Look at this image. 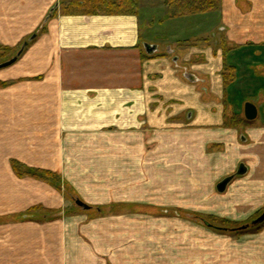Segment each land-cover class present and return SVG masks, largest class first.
I'll return each instance as SVG.
<instances>
[{
    "label": "crops",
    "instance_id": "0c3cea01",
    "mask_svg": "<svg viewBox=\"0 0 264 264\" xmlns=\"http://www.w3.org/2000/svg\"><path fill=\"white\" fill-rule=\"evenodd\" d=\"M217 1L202 15L149 13L142 0L136 16L49 21L34 64L2 78L44 75L0 89V264H264V226L229 237L177 216L237 223L264 209V0ZM57 4L0 0V43ZM180 19L193 31L170 27ZM184 88L200 106L183 120V105H167ZM246 103L258 111L248 125ZM13 164L58 173L95 214L65 215L59 192Z\"/></svg>",
    "mask_w": 264,
    "mask_h": 264
},
{
    "label": "rangeland",
    "instance_id": "374dc122",
    "mask_svg": "<svg viewBox=\"0 0 264 264\" xmlns=\"http://www.w3.org/2000/svg\"><path fill=\"white\" fill-rule=\"evenodd\" d=\"M138 1H139V6H140V3H141L142 0H138ZM143 1H144V9H147L149 13L150 12L152 13V11H154L159 6L164 5L162 0H143ZM59 5L60 4H57L56 6H53L51 9L58 7L57 9L59 10V8H60ZM86 6L87 7H85V5H84L85 9L82 11V12H84V14H87L88 13V8H91L88 5H86ZM73 12L75 13L76 10L75 11L73 10ZM99 12L101 13V11H99ZM48 14L49 13H47L45 19L48 17ZM59 14H60V12H58L56 14V16L59 15ZM77 14H79V13H77ZM56 16L50 17L47 23H44V21H45V19H44L43 23L41 22V24L39 25V27H37V29L35 31H33L31 34H29L26 37H24L20 42H18L14 46L4 45V44L0 43V65H2L4 63L12 60L13 58H15L17 53L20 51L23 43H25V42L28 43L26 48L24 49L23 53L17 58L16 62L13 65L0 70V89L1 88L5 89V88L13 86V85H15L17 83H21L24 80H26V81H41V80H43L44 75H37L36 77H33L32 75L28 76L27 75L28 73L26 74L27 76H25L26 79H24V80H22L20 78H16L14 80L3 81L2 78L7 77V75H10L11 72H13V71H17L19 73V75H23L24 73H22L23 72L22 70L20 72L19 70H15V69L16 68H23V67L27 68V67L31 66L32 64H34L35 60L34 59H29L30 57H27L28 53L31 50V48L35 45V43L38 41V39L42 36V34H44L49 21L51 19L55 18ZM157 20L158 19H156V21ZM215 20H216V18L213 17V21H215ZM156 21L154 22L155 25L157 23ZM217 21H218V19H217ZM187 22H188L187 20H183V19L176 20L175 22L174 21L172 22L170 27L173 28V27H178L179 26L180 28H183V29L177 28V30H176V31H180V32H178L179 35H183V33H184L183 31H187V32H192L193 31V28L191 27V25L187 29ZM42 26L44 28L41 30ZM184 28H186V29H184ZM187 32H185V34ZM31 35H35V38L33 40H31L30 42H28V40L32 37ZM142 50L144 51L143 48H142ZM165 52L166 51L162 49L161 53L165 55ZM179 66L180 67L185 66L183 60L180 61ZM188 66H190V65H188ZM1 83L4 85V87L1 86ZM188 89L189 90H187V88H184L183 91H181V93H180V97H182L184 99L179 100V102H175V103L173 102V103L167 105L171 109H174L173 107H176V108L179 107L180 108V106L183 105L182 106L183 107V113H182V119L183 120L184 119H188V115L192 112V110H197L199 108V106H200V104H198L197 101H189V99H188L189 97L188 96L191 95V92H190V88H188ZM194 89L198 93H202L203 94V89H205V88H204L203 85H201V83H199L196 86V88H194ZM228 122H230V123L231 122H235V119H231V120L229 119ZM246 122H248V121H246ZM250 123L251 122H248V123L244 122L245 125H248ZM17 170H18V173L21 174L20 177H22V178L30 176V175L26 174V168H23V167L20 168L19 167V168H17ZM55 174H57L58 177L60 178V181H58V184H57L58 188H56L50 182V179L48 181L44 177H42L41 179L40 178H34L32 176H30V177L36 179L37 181H41V182H44L46 184H49L53 189H55L57 192H59L63 196L64 201L66 203L65 205L69 207L67 209V214H65V215H69V214H71V215L72 214L94 215L95 214L94 209L92 208V206H90L88 204H87V206H89L90 209L87 210V211H83L80 208L75 206V204H74L75 200H80L84 204H86V203L80 197L77 196V194L73 190V188L68 186L66 183H63V181L61 180V177L59 176L58 173H55ZM237 176H239L238 175V171H236L233 175H231V177L227 178V179H231V180L227 184L225 190L227 189V187L231 184V182ZM53 182H54V180H53ZM88 201L91 202V199H88ZM102 211H107V210H102ZM34 212H35V215H30V216H32V217L34 216V218H40L43 221H54V220L58 219V217H59V214H56L55 212H52V211L49 212V210H45V211L36 210ZM263 212H264V209H263V211L259 212L258 214L252 215L251 217H248L247 219H245V220H243L241 222H237V223L226 222V221H222V220L216 219V218L207 219V218L204 217V215H199V214H196V215H193V216L192 215L191 216H187L185 214H180L179 213V214H177V216L179 218H181V219L183 218V219H186V220H191L192 222H195L197 225L199 224V226L203 227L204 229H210L214 233L224 234V235H227L229 237H236V236L239 237V236H246V235H249V234L258 233L259 231H261L262 227L264 226V222L259 224V225H257V226H252L251 222L254 219H256L257 217H259ZM97 214H102V213H100V211H98ZM204 221L208 222L210 225H212L213 227H216V228H218L220 230L211 229V228L205 227L204 224H203ZM244 227H245V229L241 230V228H244Z\"/></svg>",
    "mask_w": 264,
    "mask_h": 264
},
{
    "label": "trees",
    "instance_id": "16d2710c",
    "mask_svg": "<svg viewBox=\"0 0 264 264\" xmlns=\"http://www.w3.org/2000/svg\"><path fill=\"white\" fill-rule=\"evenodd\" d=\"M137 1L138 0H59V4H60L59 10L57 9L58 7L51 9L49 11L48 17L56 16L58 12H60L61 15L136 16L140 9L139 1L138 2ZM162 1L169 10V17L172 18L211 13V12H215L218 7L217 0H162ZM84 5L85 7H87L86 5L91 7L88 8L87 14H84V12H82L85 9ZM73 10L74 11L76 10V12L74 13ZM99 11H101V13ZM43 28L44 27L42 26L41 30ZM31 36H35V35H31ZM1 86L4 87L2 83ZM244 122L248 123L245 120ZM17 168H19V166L17 164H13L14 171L17 173V175L21 176V174L18 173ZM26 174L34 178L41 179L42 177H44L48 181L50 179V182L56 188H58L57 184L58 181H60V178L55 173L48 171L26 169ZM36 210L38 209L36 208L35 211Z\"/></svg>",
    "mask_w": 264,
    "mask_h": 264
},
{
    "label": "water",
    "instance_id": "95a60500",
    "mask_svg": "<svg viewBox=\"0 0 264 264\" xmlns=\"http://www.w3.org/2000/svg\"><path fill=\"white\" fill-rule=\"evenodd\" d=\"M49 18H50V17H47V18L45 19L44 23H47L48 20H49ZM34 38H35V36H32V37L28 40V42H30V41L33 40ZM27 44H28L27 42L23 43V45H22L20 51L17 53V55H16L15 58H13L12 60H10V61H8V62L2 64V65H0V70H1V69H4V68H7V67H9V66H11V65H13V64L16 62L17 58L23 53V51H24V49L26 48ZM144 48H145V52H146L148 55H151V54L156 50L155 47L150 46V45H145ZM169 52H170V51H169ZM173 62L176 63V62H177V59H174ZM184 77H185L188 81H190L191 83H195V82H197V79H196L194 76H192V75H188V74H186ZM257 116H258V111H257L256 107H255L253 104H251V103H246V104L244 105V119H245L246 121H248V122H252V121H255V120L257 119ZM244 173H245V169H244L243 167H240V169H239V171H238V175H242V174H244ZM230 180H231V179H225V180H223L221 183H219V184L217 185V191H218V192H224V190H225L227 184L230 182ZM74 204H75L76 207L80 208V209L83 210V211H87V210L90 209L89 206H87L86 204H84V203L81 202L80 200H75V201H74ZM263 222H264V212H263L259 217H257L256 219H254V220L251 222V225H252V226H257V225H259V224H261V223H263ZM203 224H204V226L207 227V228L220 230V229H218V228H216V227H213V226L210 225L208 222H205V221H204ZM244 229H245V227H244V228H241V230H244Z\"/></svg>",
    "mask_w": 264,
    "mask_h": 264
}]
</instances>
